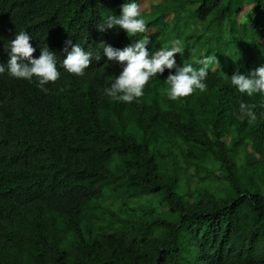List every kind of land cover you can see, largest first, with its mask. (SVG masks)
<instances>
[{"label":"trees","instance_id":"16d2710c","mask_svg":"<svg viewBox=\"0 0 264 264\" xmlns=\"http://www.w3.org/2000/svg\"><path fill=\"white\" fill-rule=\"evenodd\" d=\"M125 2L0 0V64L26 31L61 72L46 93L0 75V264H264V96L229 80L264 66V0H160L153 36L98 31ZM145 36L150 54L180 41L176 67L216 56L206 91L171 100L174 67L136 102L106 96L122 68L100 44ZM68 40L93 54L83 77L60 66Z\"/></svg>","mask_w":264,"mask_h":264},{"label":"clouds","instance_id":"9594fccd","mask_svg":"<svg viewBox=\"0 0 264 264\" xmlns=\"http://www.w3.org/2000/svg\"><path fill=\"white\" fill-rule=\"evenodd\" d=\"M110 29L123 30L129 38L146 33L147 24L141 5L136 0H130V2L126 0L121 6L119 17L109 15L101 25L97 26L100 32ZM30 39L26 31L15 34V38L9 42L6 49L10 50L9 61L7 65L0 64V75L7 72L12 78L29 83L35 82L40 90L46 93L48 89L45 86L49 83L55 84L61 78V72L57 67V55L45 45L40 49L39 58H33L36 49L30 44ZM148 43L149 39L145 36L123 49H117L105 43L100 44L107 61L115 62L122 68L111 86L104 89L106 96L117 102L129 104L136 102L144 96L145 87L151 80L156 79L158 75H163L166 69L172 70L174 67L175 74L170 71L165 81L169 86L168 96L171 100H180L192 96L197 91H206L205 81L209 72L215 70L214 65L218 67L216 56L209 55L198 59L196 61L200 65L198 68L193 67L191 63L176 67L175 57L183 52L180 41H173L169 46L162 47L151 54L147 49ZM64 51L66 58L60 66L68 74L83 77L92 63V52L86 51L79 43L73 44L71 40L66 42ZM229 80L231 86L242 95L264 96V66L259 67L250 76L237 73ZM239 112L241 118H247L250 123L257 118L253 108L243 102L239 105Z\"/></svg>","mask_w":264,"mask_h":264},{"label":"rangeland","instance_id":"374dc122","mask_svg":"<svg viewBox=\"0 0 264 264\" xmlns=\"http://www.w3.org/2000/svg\"><path fill=\"white\" fill-rule=\"evenodd\" d=\"M159 3H160V0H143V1L140 2L141 11L143 13V16H144L145 20L148 19V18H150V7L153 6V5H157ZM172 20H173V16L172 15H169V16L166 17L165 22L167 24H170ZM153 32L154 31L150 29V30H147L146 33L149 36H153V34H154ZM224 141L227 142L228 140L227 139H224ZM188 170H189V173H192L193 172L190 169H188ZM214 176L215 177L207 178L204 174H202L200 178L203 179L202 182H208V181L211 182L212 186H215V187L223 186L222 185V181L220 179H217V177L219 176V172H215L214 173ZM195 180H197L195 182L196 185H199V183H201L200 182L201 181L200 179H195ZM153 206H154V208L157 211H161L162 210V208L157 203H154Z\"/></svg>","mask_w":264,"mask_h":264}]
</instances>
